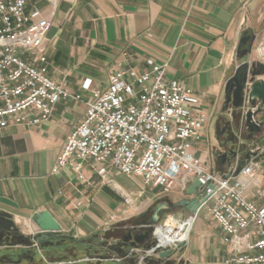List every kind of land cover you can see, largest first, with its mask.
I'll return each instance as SVG.
<instances>
[{
    "label": "crops",
    "instance_id": "obj_1",
    "mask_svg": "<svg viewBox=\"0 0 264 264\" xmlns=\"http://www.w3.org/2000/svg\"><path fill=\"white\" fill-rule=\"evenodd\" d=\"M33 5L52 21L45 40L50 77L84 98L61 99L40 126L11 124L0 129V211L13 215L22 237L32 238L39 230L33 215L47 209L67 238L32 246L3 241L0 264H134L133 258H125L134 236L106 232L117 231L134 215L142 216L159 192L152 187L144 193L133 189L126 176L113 170L109 177L114 182H104L90 164L84 167L85 181L71 166L53 171L71 128L87 109L89 93L81 88L83 80L103 88L117 69L145 70L149 58L167 63V76L199 97L209 124L215 116L226 115L225 84L242 62L237 48L245 29H251L256 40L244 60L264 63L258 52L264 44V0H29L28 7ZM240 131L247 137L244 126ZM254 138L264 140V133ZM219 160L224 164L226 158ZM255 182L264 190V151ZM255 182L248 185L246 196L264 204V197L254 194ZM177 211L180 219L191 215L185 207ZM191 216L184 244L167 261L225 264L223 232L208 207ZM96 235L91 253L70 250L69 240L89 242ZM158 258L148 257L147 264Z\"/></svg>",
    "mask_w": 264,
    "mask_h": 264
},
{
    "label": "built area",
    "instance_id": "obj_2",
    "mask_svg": "<svg viewBox=\"0 0 264 264\" xmlns=\"http://www.w3.org/2000/svg\"><path fill=\"white\" fill-rule=\"evenodd\" d=\"M28 2L0 0V129L11 124L40 126L52 117L61 99L84 98L50 77L45 40L52 21L39 7L29 8ZM258 52L264 59L263 43ZM147 63L145 70L129 67L110 72L103 88L92 86L91 79L83 81L81 88L89 93L87 109L71 128L53 171L71 166L85 181L84 167L90 164L104 182H114L109 177L113 170L140 178L143 188L164 193L174 191L177 184L184 193L198 180L196 196L207 197L199 209L208 207L223 232L224 263L264 264V204L246 196L264 148L248 140L250 150L238 175L234 172L241 160L236 150L230 168L217 170L209 152L210 117L199 97L167 76V63L152 58ZM254 194L264 197L256 182ZM168 218L169 225H156L155 237L172 219L188 224L192 216ZM152 255L150 250L131 247L125 258L147 264Z\"/></svg>",
    "mask_w": 264,
    "mask_h": 264
},
{
    "label": "water",
    "instance_id": "obj_3",
    "mask_svg": "<svg viewBox=\"0 0 264 264\" xmlns=\"http://www.w3.org/2000/svg\"><path fill=\"white\" fill-rule=\"evenodd\" d=\"M255 40L256 34L251 29H245L242 32L237 48V57L242 62L237 66L233 75L228 78L225 84V107L232 111L233 117H239V123L248 132L247 137L249 139L264 133V79L260 77L264 75V63L261 61L249 62L248 60H244L252 53ZM221 157L226 158L227 154H223ZM243 166L244 161H240L235 169L234 175H238ZM200 185L201 182L198 180L190 183L184 191L186 197L175 201V205L185 207L191 215L196 213L202 202L207 198L196 196ZM166 205V202L159 205L154 212L152 221L145 224L151 231L157 230L156 225L160 220L159 211ZM33 220L39 228L37 235L32 238L25 237L20 239V241L27 243L29 246H32L35 242L39 244L47 240L67 238L66 235L60 233V223L49 210L44 209L36 212L33 215ZM13 227L18 229L13 215L0 211V245L5 241L3 240L5 233L7 231L10 233V229ZM149 232L136 234L134 236L135 241L131 247H141L140 244L148 237ZM129 236L132 237V235ZM183 244H178L175 247L163 246L159 243V237L156 236L150 243L144 246V249L150 250L153 254H158L159 258L157 262H165ZM157 262L152 261L153 264Z\"/></svg>",
    "mask_w": 264,
    "mask_h": 264
},
{
    "label": "rangeland",
    "instance_id": "obj_4",
    "mask_svg": "<svg viewBox=\"0 0 264 264\" xmlns=\"http://www.w3.org/2000/svg\"><path fill=\"white\" fill-rule=\"evenodd\" d=\"M83 81H85V79ZM65 85H67V84H65ZM217 120H218V115L215 116L214 118H212L210 123L208 124V134L211 137V141L209 144V152H210V155H211V157L215 163V167L217 170L227 171L230 168V165L233 164L236 160L235 159L236 157H231L230 159L226 158L225 163L221 164V160H219V156L226 154V152H227L226 150L228 149V147L230 148L233 146V148L239 153V159L241 161L245 158L246 154L250 150V142L248 140H253L254 144L260 146L261 148H264V140H262V139L260 140V138L259 139H255V138L254 139L253 138L248 139L247 137H245V133L240 131V129L237 130L235 133L236 140L234 141V143H232V144L230 143L229 145H226V143L224 141V144H222L221 142L223 141V138H221V139L218 138L219 134L216 130ZM126 178H127L129 184L131 185V187L133 189H137V190L139 189V191H142L143 193L147 189V188H143V185H142L140 178L128 177V176H126ZM126 185H128V183H126ZM154 189H155V192H159V194L156 195L155 200L150 204V206L147 208L146 211L153 210L154 206L156 205V203L158 201L168 199L169 201L175 202V201H177V199L179 197L185 196L184 193L180 190L181 188H180L179 184H177L174 191L168 192V193L162 192L159 188H154ZM178 215L179 214H178L177 209H166L163 211V213H161V217H160L158 224L169 225L170 221H169L168 216H173L175 218H179ZM140 218H141V215L137 214L131 218V219H133V222H131V221L130 222L129 221L122 222V224L120 226L121 228L117 229L118 233L127 234L130 225L136 224V222H138ZM125 224H127V225H125ZM123 225H125V226H123ZM168 227H170V226H168ZM160 233L162 234L163 231H161ZM161 234L159 236H161ZM162 241L164 242L163 238H162ZM165 246H167V245H165ZM8 264H10V263H8Z\"/></svg>",
    "mask_w": 264,
    "mask_h": 264
},
{
    "label": "flooded vegetation",
    "instance_id": "obj_5",
    "mask_svg": "<svg viewBox=\"0 0 264 264\" xmlns=\"http://www.w3.org/2000/svg\"><path fill=\"white\" fill-rule=\"evenodd\" d=\"M229 110H230L229 108L225 107L226 115L219 117L217 121V126H216V130L219 134L218 138L220 139L223 138V141L221 143L224 144V141H225L226 145H229L230 143L231 144L234 143V141L236 140L235 133L237 130L241 128V125L239 123V117L238 116L233 117L231 110L229 112L231 118L227 117V114H228L227 111ZM226 151H227L226 152L227 159L234 157L235 149L233 148V146L230 148L228 147ZM164 202H166L167 205L162 207V209L159 211V217H161V213H163V211L166 209H179L180 208L179 206L175 205L174 202L169 201L168 199L158 201L156 205L154 206L153 210H149L143 213L139 221L136 222V224L131 225L129 227L128 234L135 236L136 234H141V233L150 231L148 237L144 241H142L141 244H145L146 246L148 243H150L155 238L154 236L155 231L154 230L151 231L150 228H148V226L145 224H148L149 222L152 221L155 210L157 209L159 205H161ZM21 238H25V237H22V235L19 232V229H15L13 227L10 229V233H8V231L5 233L3 240L8 241V242H13V241L20 240ZM160 242H162V238L159 241V243ZM155 264H161V262H157ZM164 264H172V261H166V263Z\"/></svg>",
    "mask_w": 264,
    "mask_h": 264
},
{
    "label": "bare ground",
    "instance_id": "obj_6",
    "mask_svg": "<svg viewBox=\"0 0 264 264\" xmlns=\"http://www.w3.org/2000/svg\"><path fill=\"white\" fill-rule=\"evenodd\" d=\"M191 225L192 219L188 221V224L181 221L178 222L177 219H172L170 227L162 229L163 233H160L161 236H159V241L161 238L164 239V242L162 241L160 244L165 246L176 243L177 241H179V244L182 243V241L186 240Z\"/></svg>",
    "mask_w": 264,
    "mask_h": 264
},
{
    "label": "trees",
    "instance_id": "obj_7",
    "mask_svg": "<svg viewBox=\"0 0 264 264\" xmlns=\"http://www.w3.org/2000/svg\"><path fill=\"white\" fill-rule=\"evenodd\" d=\"M130 221L133 222V219H130L129 222ZM106 234L108 236H111V235H119L120 233H118V230L117 231H113V230L110 231L109 230V231L106 232ZM126 235L127 234H120L121 238H124ZM95 237H97V235L94 236L93 239L91 241H89V242H78V241L74 242L72 240H69L70 243L73 242L71 244L72 248L70 250L72 251V253H74L75 251H81L80 252L81 254L91 253L93 248H94L93 244L97 243V241H98Z\"/></svg>",
    "mask_w": 264,
    "mask_h": 264
}]
</instances>
